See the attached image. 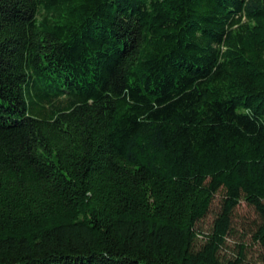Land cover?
Returning <instances> with one entry per match:
<instances>
[{
  "label": "trees",
  "instance_id": "trees-1",
  "mask_svg": "<svg viewBox=\"0 0 264 264\" xmlns=\"http://www.w3.org/2000/svg\"><path fill=\"white\" fill-rule=\"evenodd\" d=\"M242 200L264 264V0H0V264H249Z\"/></svg>",
  "mask_w": 264,
  "mask_h": 264
},
{
  "label": "rangeland",
  "instance_id": "rangeland-1",
  "mask_svg": "<svg viewBox=\"0 0 264 264\" xmlns=\"http://www.w3.org/2000/svg\"><path fill=\"white\" fill-rule=\"evenodd\" d=\"M223 192H219L214 200L212 210L199 223V227L203 230L202 234H207L211 230L213 221L221 207ZM258 214L256 210L245 200H242L235 208L233 214V232L228 237L227 248L224 253L227 257H236L239 254L240 246L246 245L245 263L263 264V249L258 241L254 239L253 233L256 229Z\"/></svg>",
  "mask_w": 264,
  "mask_h": 264
}]
</instances>
